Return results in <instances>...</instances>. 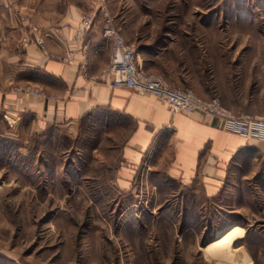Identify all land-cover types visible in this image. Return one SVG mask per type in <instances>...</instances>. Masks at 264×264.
<instances>
[{
  "label": "rangeland",
  "instance_id": "374dc122",
  "mask_svg": "<svg viewBox=\"0 0 264 264\" xmlns=\"http://www.w3.org/2000/svg\"><path fill=\"white\" fill-rule=\"evenodd\" d=\"M101 1L150 52L138 55L146 72L264 116V0ZM113 120L101 112L28 144L0 122V264H264V158L230 167L200 210L137 198L115 183L129 124Z\"/></svg>",
  "mask_w": 264,
  "mask_h": 264
},
{
  "label": "crops",
  "instance_id": "0c3cea01",
  "mask_svg": "<svg viewBox=\"0 0 264 264\" xmlns=\"http://www.w3.org/2000/svg\"><path fill=\"white\" fill-rule=\"evenodd\" d=\"M84 7L93 8L86 12ZM103 9L101 0H0V122L7 127L2 115H19L16 134L28 144L30 137L43 136L52 128L73 131L82 119L101 112L115 124L127 121L117 188L137 198L148 192L165 201L192 198L187 210H200L196 200L220 198L230 167L264 158V141L226 132L209 116L173 113L153 95L112 86V75L104 72L110 58L109 43L101 36L104 17L96 16ZM83 14L92 15L94 23L76 38ZM23 35L41 37L49 53L76 50V59L64 64L34 44L23 48ZM83 48L88 59L85 75L78 53ZM148 53L138 55L144 60ZM25 85L56 100L15 91Z\"/></svg>",
  "mask_w": 264,
  "mask_h": 264
},
{
  "label": "built area",
  "instance_id": "2783aa9c",
  "mask_svg": "<svg viewBox=\"0 0 264 264\" xmlns=\"http://www.w3.org/2000/svg\"><path fill=\"white\" fill-rule=\"evenodd\" d=\"M20 21L25 22V17L20 16ZM93 23L92 15L83 14L75 37H83L92 28ZM101 36L109 43L110 58L104 72L112 75V86L127 87L139 94L153 95L164 100L173 113L209 116L226 132L264 141V116L235 112L225 107L217 97L203 99L190 89L172 87L161 76L146 72L138 62L135 47L126 42L114 18L107 14L104 15ZM20 44L23 48L34 44L50 59L64 64H72L76 59L77 51L73 49H68L63 54L47 52L41 37L30 38L23 35ZM78 53L81 58L80 68L85 75L88 66L87 50L83 48ZM15 91L28 96L56 100V97L47 96L42 90L30 85L16 86ZM2 117L11 129H15L20 122L19 115L11 116L4 113Z\"/></svg>",
  "mask_w": 264,
  "mask_h": 264
}]
</instances>
